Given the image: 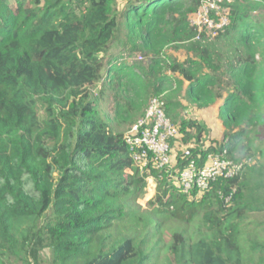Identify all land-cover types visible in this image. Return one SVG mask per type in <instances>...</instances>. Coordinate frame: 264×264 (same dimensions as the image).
Instances as JSON below:
<instances>
[{
    "label": "trees",
    "instance_id": "trees-1",
    "mask_svg": "<svg viewBox=\"0 0 264 264\" xmlns=\"http://www.w3.org/2000/svg\"><path fill=\"white\" fill-rule=\"evenodd\" d=\"M201 4L0 0V264H36L44 248L56 264H264V219L248 221L264 212V155L253 161L257 149L264 154L256 144L264 129V18L253 14L264 0L224 3L230 24L220 35L236 45L225 65L195 38L189 16ZM181 41L194 55L167 59V47ZM136 52L149 60L129 61ZM185 82L196 108L224 98L225 133L206 148V126L183 120L186 141L199 144L189 159L179 151L177 167L224 148L247 160L199 197L181 192L166 169L142 171L125 140L155 96L177 118L169 92ZM149 177L157 189L152 215L142 216L128 204ZM169 224L181 228L171 227L165 252L169 241H155L156 231ZM194 227L195 237H186Z\"/></svg>",
    "mask_w": 264,
    "mask_h": 264
},
{
    "label": "built area",
    "instance_id": "built-area-1",
    "mask_svg": "<svg viewBox=\"0 0 264 264\" xmlns=\"http://www.w3.org/2000/svg\"><path fill=\"white\" fill-rule=\"evenodd\" d=\"M233 1L236 0H202L198 13L195 12L191 22L197 29V40L205 34L215 37L225 31L230 24V8L228 14H220L219 9L226 7L225 2ZM180 136L178 127L166 112L164 101L155 96L145 113L126 132L125 140L131 149L135 164L142 171L148 172L151 168L170 171L175 186L190 196H193L194 190L197 191L198 197L201 196L211 188L212 182L219 176L231 177L247 162L233 160L228 148H224L220 152H209L202 164H199L197 159H192L186 166L179 168L178 159L173 152ZM209 146H216V143L206 142L205 147ZM193 147L195 145L184 147L181 158L192 157ZM198 157H201V154Z\"/></svg>",
    "mask_w": 264,
    "mask_h": 264
},
{
    "label": "rangeland",
    "instance_id": "rangeland-1",
    "mask_svg": "<svg viewBox=\"0 0 264 264\" xmlns=\"http://www.w3.org/2000/svg\"><path fill=\"white\" fill-rule=\"evenodd\" d=\"M223 7V6H222ZM229 12V7H223L219 9V13H227ZM198 13V12H197ZM196 13H193L189 16V21L190 24L193 21V17L195 16ZM254 17H263L264 18V7L261 8L260 10L255 11ZM200 41L206 42V43H211L213 46V59L215 60L216 56H220L221 60H223L224 65L226 62L229 60L228 55L230 59L232 58L231 53H233L235 49V44L232 39L225 38L221 35H216L215 37H212V35H207L205 34L204 37L200 39ZM187 43V41H181L179 42L180 45L177 43H172L170 46L167 47L165 50V56L167 59L170 58H175L180 62H183L185 60H188L191 58L194 54L193 52H190L187 50L186 47L183 46V44ZM114 51H117V54H120L124 50V45L123 43H115L113 46ZM195 58V57H193ZM129 61H148L149 59L143 56L142 53L136 52L133 54L131 57H128ZM227 67L223 68V73H221V76L227 80L228 75L226 73ZM101 86L99 85V88ZM184 87H187V82H185L183 89L181 92L178 93H171L169 92V102L171 101L173 104V113H177V118L173 119L174 123L178 127V130L180 131L181 136L179 137V142L178 145L174 148L173 154H175L176 158L179 156V151H181L184 147H188L191 145L199 144L197 141L192 140H187V136L185 133H182L181 131V125L183 120H190V119H196L202 124L206 126V130L203 133V137L201 140L202 142L210 143L214 141H221L224 137L225 133V127L222 122V117H221V107L224 103V98L218 99L211 107L206 108V109H199L191 105L186 97H185V90ZM171 94V96H170ZM43 112V111H42ZM262 135L256 139V144L263 145L264 148V129H261ZM185 136V137H184ZM237 155H241L242 153L239 151H235ZM261 151L257 149L256 151V156H254L253 161H257L260 157H262ZM243 159V158H242ZM261 161H264V158L261 159ZM157 189V181L154 177H149L148 178V183L147 187L145 190V193L135 202V203H130L128 204L129 210H137L138 214H141L142 216H149L152 215V212L150 210V205L148 204L149 200L152 199L155 196V191ZM264 219V212L263 213H255L251 214V216L248 218L249 222H258L262 221ZM177 225V226H176ZM181 228V225L179 224H169L160 226L157 229L156 233V239L155 241H159V239L162 241H169L166 243L164 246V251L167 252L168 246L171 243L170 236L172 235L173 230L171 229ZM195 230L196 228H190L186 230L185 236L186 237H195ZM163 243V242H162ZM5 263L7 264H21V261L19 262H14L12 260H9L7 257H5ZM36 264H56L54 261V255L51 251L50 248H44L39 251L38 257Z\"/></svg>",
    "mask_w": 264,
    "mask_h": 264
}]
</instances>
